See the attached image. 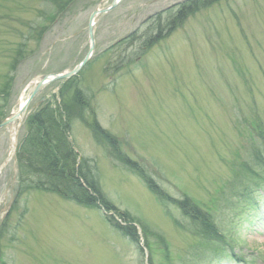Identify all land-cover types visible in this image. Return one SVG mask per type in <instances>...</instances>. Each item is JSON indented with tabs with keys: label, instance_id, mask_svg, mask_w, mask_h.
<instances>
[{
	"label": "rangeland",
	"instance_id": "obj_1",
	"mask_svg": "<svg viewBox=\"0 0 264 264\" xmlns=\"http://www.w3.org/2000/svg\"><path fill=\"white\" fill-rule=\"evenodd\" d=\"M111 1L70 0L60 9L51 0H0L3 116L18 111L40 76L81 61L89 48L90 15ZM181 1L188 0H123L99 19L95 52L80 71V87L94 111L85 112L86 119L95 114L116 141L95 137L78 117L71 130L75 150L92 161L89 167L108 199L150 232L140 226L137 244L112 230L98 209L40 189L17 195L14 154L26 131L6 125L0 129V264H193L210 249L199 244L201 237L190 231H195L193 220L177 204L148 189L144 174L164 196L190 198L209 211L219 241L228 242L225 252L264 264V219L252 224L237 215L244 202L238 193L253 185V173L242 163L264 171L255 159L256 150L264 159V0L201 5L202 11L157 46L138 41L112 47L141 29L149 15ZM20 47L26 56L15 72ZM12 75L14 85L8 82ZM60 83H48L37 93L31 111L55 103Z\"/></svg>",
	"mask_w": 264,
	"mask_h": 264
},
{
	"label": "trees",
	"instance_id": "obj_2",
	"mask_svg": "<svg viewBox=\"0 0 264 264\" xmlns=\"http://www.w3.org/2000/svg\"><path fill=\"white\" fill-rule=\"evenodd\" d=\"M51 1L56 6H60V9H64L70 2V0H63V3L58 0ZM196 4L197 0H192L183 5L176 13L165 18L164 16H167L170 11L157 14L139 36L132 33L127 38L120 40L119 43L126 42L130 46L134 44V41L145 37L144 42L153 44L154 39L163 35L164 28L165 32H171L190 16L194 12L193 8ZM41 14L48 17L50 13L45 15L41 12ZM53 19L54 17L51 18V20ZM44 32L45 28L40 31V37ZM16 56L18 57L12 65L13 69L18 61L26 56L22 47ZM121 63H125V61L122 59ZM13 78L12 75L8 80L10 84L13 82ZM89 107L90 102L81 91L80 80L76 76L61 84L59 96L55 103L47 104L29 116L26 122V136L17 152L19 190L40 189L56 193L81 205L93 207L102 205L107 210H114L125 225L118 223L112 217L108 218L109 222L132 240L138 241L139 234L135 223L140 222L129 212H120L109 202L97 176L89 167V160L80 158L70 140L69 133L72 121L78 117L92 130L95 137L101 136L108 141H116L100 126L94 115L91 119H86L85 112ZM3 114L0 110V118L4 117ZM188 201V199L179 201L180 206L185 208L184 213L205 228L202 230L204 234H214L215 231L210 232L216 230L212 217L202 212L197 205L188 204ZM142 227L145 233L150 232L147 226L142 225ZM155 236L167 249L168 244L164 236L160 233ZM146 244L148 247L151 246L147 239Z\"/></svg>",
	"mask_w": 264,
	"mask_h": 264
},
{
	"label": "water",
	"instance_id": "obj_3",
	"mask_svg": "<svg viewBox=\"0 0 264 264\" xmlns=\"http://www.w3.org/2000/svg\"><path fill=\"white\" fill-rule=\"evenodd\" d=\"M119 0H114L113 3L102 9V10H95L93 12V14L91 15L90 21H89V42H90V48L88 53L86 54V56L82 59V61L80 63H78L73 69H71L70 71H66V70H62L60 72L57 73H53L51 75H44L42 76L41 80L37 83L34 91H33V96L39 92L48 82H51L53 80H57V79H62V78H70L72 76H74L75 74H77L80 69L86 64V62L90 59V57L92 56L94 49H95V37H94V18L98 13H103V12H107L110 9H112L113 7H115L118 4ZM18 112L13 119H10L9 122H11L12 120L18 118L19 116ZM1 126V125H0Z\"/></svg>",
	"mask_w": 264,
	"mask_h": 264
},
{
	"label": "bare ground",
	"instance_id": "obj_4",
	"mask_svg": "<svg viewBox=\"0 0 264 264\" xmlns=\"http://www.w3.org/2000/svg\"><path fill=\"white\" fill-rule=\"evenodd\" d=\"M85 96H86V95H85ZM87 99L90 100L91 98L88 97ZM24 102H25V100L22 99V101L20 102L19 106H20V105H23L22 107H24ZM22 107H21V108H22Z\"/></svg>",
	"mask_w": 264,
	"mask_h": 264
}]
</instances>
